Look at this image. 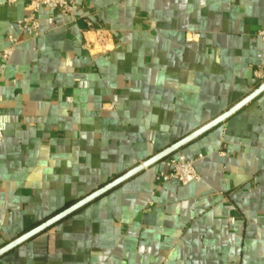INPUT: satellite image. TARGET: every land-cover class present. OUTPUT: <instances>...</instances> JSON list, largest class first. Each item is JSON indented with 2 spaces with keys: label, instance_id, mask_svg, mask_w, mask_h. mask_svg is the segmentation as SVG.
I'll use <instances>...</instances> for the list:
<instances>
[{
  "label": "crops",
  "instance_id": "obj_1",
  "mask_svg": "<svg viewBox=\"0 0 264 264\" xmlns=\"http://www.w3.org/2000/svg\"><path fill=\"white\" fill-rule=\"evenodd\" d=\"M26 16L0 0V248L262 84L264 0H79L41 8L36 33ZM100 28L110 42L85 50ZM179 154L201 155L199 179L156 192ZM169 157L0 264H264V91Z\"/></svg>",
  "mask_w": 264,
  "mask_h": 264
},
{
  "label": "built area",
  "instance_id": "obj_2",
  "mask_svg": "<svg viewBox=\"0 0 264 264\" xmlns=\"http://www.w3.org/2000/svg\"><path fill=\"white\" fill-rule=\"evenodd\" d=\"M7 6H12L18 2H25V10L27 11V16L23 18L18 23V28L21 30L29 29L33 32H37L38 23L36 20V15L41 8H50L52 10L58 11L60 14L65 16H73L75 7L79 0H3ZM51 23V19L49 20ZM91 27V23L87 24ZM95 41L94 43H85L83 48L88 50L93 48L94 45L99 48H103L107 42H110V37L108 32L105 29L95 30ZM257 38L262 44L264 51V21L262 27L256 33ZM188 40H191L188 38ZM8 47L2 52V59L7 61L16 45V39L12 36L7 38ZM253 77L258 84L264 82V66L259 65L253 70ZM1 138V134H0ZM201 158V155H198L196 159H187L183 155H176L166 159V164L168 166V171H159L155 176V190L159 192L162 188V185L170 180H174L179 183L181 186H186L194 181L199 179V176L194 168V162Z\"/></svg>",
  "mask_w": 264,
  "mask_h": 264
},
{
  "label": "water",
  "instance_id": "obj_3",
  "mask_svg": "<svg viewBox=\"0 0 264 264\" xmlns=\"http://www.w3.org/2000/svg\"><path fill=\"white\" fill-rule=\"evenodd\" d=\"M264 91V83H262L258 88H256L252 93H250L246 98L241 100L238 104L234 107L229 109L227 112L222 114L221 116L217 117L215 120L210 122L209 124L205 125L204 127L200 128L199 130L189 134L188 136L184 137L183 139L175 142L171 146L165 148L152 158L148 159L147 161L143 162L139 166L135 167L134 169L126 172L125 174L121 175L120 177L112 180L111 182L105 184L104 186L98 188L96 191L92 192L91 194L85 196L84 198L78 200L77 202L71 204L67 208L63 209L62 211L58 212L54 216L50 217L49 219L45 220L38 226L32 228L31 230L27 231L26 233L22 234L21 236L17 237L13 241L9 242L2 248H0V257L7 254L11 250L17 248L18 246L22 245L26 241L30 240L31 238L35 237L36 235L42 233L43 231L47 230L48 228L54 226L61 220L65 219L66 217L72 215L73 213L79 211L80 209L84 208L91 202L95 201L96 199L100 198L107 192L111 191L115 187L119 186L123 182L127 181L134 175L138 174L142 170L150 167L153 164L161 162L165 158L169 157L171 154L179 150L184 145L188 144L192 140L196 139L203 133L207 132L208 130L212 129L213 127L217 126L228 117L236 113L239 109L244 107L247 103L252 101L255 97H257L261 92Z\"/></svg>",
  "mask_w": 264,
  "mask_h": 264
}]
</instances>
